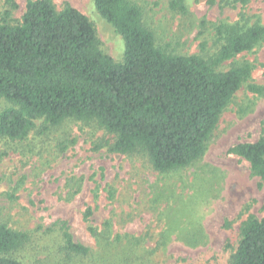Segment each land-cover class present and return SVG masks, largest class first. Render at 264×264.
Masks as SVG:
<instances>
[{
    "label": "rangeland",
    "instance_id": "rangeland-1",
    "mask_svg": "<svg viewBox=\"0 0 264 264\" xmlns=\"http://www.w3.org/2000/svg\"><path fill=\"white\" fill-rule=\"evenodd\" d=\"M27 1L15 0L12 20L21 18ZM51 1L86 15L103 51L123 59L122 37L98 15L93 0ZM133 1L142 6L156 43L182 55L216 53L214 25L231 23L240 13L264 25V0H185L186 14L174 13L168 0ZM4 9L0 0V14ZM233 61L251 63L250 83L264 87V42L221 70ZM8 106L0 99V111ZM213 131L198 161L167 173L142 155L93 150L92 143L108 136L75 120L58 127L39 120L22 141L0 138V223L30 237L13 257L24 264H230L242 222L264 215V182L229 149L264 136V96L240 88ZM88 208L90 223L84 219ZM63 223L74 242L91 249L89 257L63 253ZM89 226L108 233V250Z\"/></svg>",
    "mask_w": 264,
    "mask_h": 264
},
{
    "label": "trees",
    "instance_id": "trees-1",
    "mask_svg": "<svg viewBox=\"0 0 264 264\" xmlns=\"http://www.w3.org/2000/svg\"><path fill=\"white\" fill-rule=\"evenodd\" d=\"M168 1L174 13L186 14L185 0ZM93 3L124 41L121 61L103 51L94 24L68 3L57 9L51 0H28L21 18L14 21L11 14L18 6L15 0H4L0 99L9 106L0 111L1 139L22 141L39 120L49 127L75 120L108 136L92 143L93 150L142 155L154 170L167 173L187 168L205 154L213 130L240 88L264 96L263 86L250 83L251 63L233 61L228 70H221L225 62L264 42V25L250 23L243 13L231 23L214 25L218 50L203 57L158 45L145 25L142 6L133 0ZM229 153L245 160L264 182V136L236 144ZM90 216L88 208L87 223ZM89 230L101 249L108 250V233L99 235L92 226ZM238 238L230 264H264V215L248 216ZM29 239V233L0 223V264H24L13 254ZM62 240L69 259H86L92 253L74 242L65 223Z\"/></svg>",
    "mask_w": 264,
    "mask_h": 264
}]
</instances>
